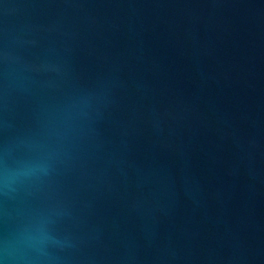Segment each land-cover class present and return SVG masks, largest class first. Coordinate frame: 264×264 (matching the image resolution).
<instances>
[{
    "label": "water",
    "instance_id": "obj_1",
    "mask_svg": "<svg viewBox=\"0 0 264 264\" xmlns=\"http://www.w3.org/2000/svg\"><path fill=\"white\" fill-rule=\"evenodd\" d=\"M0 264H264V0H0Z\"/></svg>",
    "mask_w": 264,
    "mask_h": 264
}]
</instances>
